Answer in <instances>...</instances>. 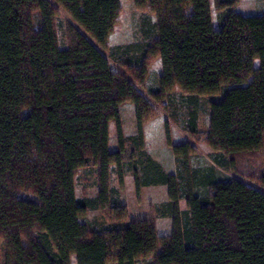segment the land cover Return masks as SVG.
I'll list each match as a JSON object with an SVG mask.
<instances>
[{
    "label": "trees",
    "instance_id": "1",
    "mask_svg": "<svg viewBox=\"0 0 264 264\" xmlns=\"http://www.w3.org/2000/svg\"><path fill=\"white\" fill-rule=\"evenodd\" d=\"M135 2L158 21L155 41L125 62L132 81L113 71L100 49L119 22L121 0H0L4 264H71L73 256L77 264H139L151 255V264H264V173L247 181L219 171L264 150V14L229 12L215 27L211 0ZM232 2L218 5L224 10ZM60 10L76 22L66 24L65 48ZM157 58L163 70L151 94L171 101L176 89L181 92L192 136L199 99L222 94L210 102L206 143L213 153L206 166H189L197 152L193 141L172 145L168 138L173 173L145 150L144 122L153 108L138 86L146 85ZM258 58L263 63L255 67ZM124 102L135 105L134 135L122 128ZM112 123L117 150L110 149ZM126 161L138 193L145 186L168 187L160 213L173 218L169 237L148 219L105 231L84 220L91 210L111 206V173ZM89 167L97 174L98 195L80 199L76 178Z\"/></svg>",
    "mask_w": 264,
    "mask_h": 264
},
{
    "label": "rangeland",
    "instance_id": "2",
    "mask_svg": "<svg viewBox=\"0 0 264 264\" xmlns=\"http://www.w3.org/2000/svg\"><path fill=\"white\" fill-rule=\"evenodd\" d=\"M220 0H211L212 19L215 27H219L222 20L229 12L242 14H264V0H233L232 4L224 10L218 5ZM122 12L105 47L101 51L108 57L113 71H118L134 81L125 62L140 55V49L151 45L156 39V27L158 17L147 8L137 6L135 0H121ZM76 22L66 12L59 13V43L62 48L67 46L66 24ZM129 47V48H128ZM127 49H129L127 51ZM127 51V53H126ZM262 61L255 60V67H260ZM160 58L153 61L150 66L145 86H138L142 93L146 94L152 104L153 111L144 122L145 150L166 170L176 172L177 163L172 145L185 141H193L197 152L189 159L190 167H202L210 164L213 151L206 143L209 131L210 102L218 100L222 94L206 96L199 99L198 133L194 137L185 127L187 121V104L179 90L174 91L171 101L163 98L157 101L152 92L159 87L158 79L162 73ZM121 123L124 134L134 135L137 132V119L135 105L132 102H124L120 105ZM167 125L170 132L167 131ZM171 144L169 143V139ZM110 149L117 150L116 124L110 126ZM221 175L229 178L249 180L251 174L264 173V150L256 156L245 157L241 164L231 161L228 169L219 168ZM123 174V183L120 174ZM112 186L116 190L111 200V206L106 209L91 210L84 220L97 230L105 231L111 226L121 222L129 223L133 220L148 219L156 227L160 236L169 237L174 230L173 218L164 217L160 210L168 202V187L155 185L142 187L138 193L135 185L133 169L126 161L121 167H113L111 173ZM99 183L94 168L82 170L76 178V195L78 198H95L98 195ZM24 197L35 198L31 194ZM179 208H187L185 200H180ZM5 243L0 240V264H4ZM154 255L140 261L139 264H151ZM71 264H77L75 256ZM116 264V263H110Z\"/></svg>",
    "mask_w": 264,
    "mask_h": 264
},
{
    "label": "crops",
    "instance_id": "3",
    "mask_svg": "<svg viewBox=\"0 0 264 264\" xmlns=\"http://www.w3.org/2000/svg\"><path fill=\"white\" fill-rule=\"evenodd\" d=\"M163 167V166H162ZM165 170V169H164ZM167 172H170V173H173L174 171H172V170H166Z\"/></svg>",
    "mask_w": 264,
    "mask_h": 264
}]
</instances>
